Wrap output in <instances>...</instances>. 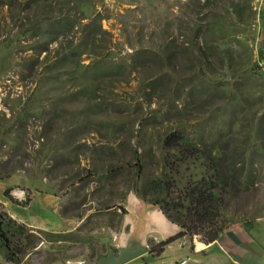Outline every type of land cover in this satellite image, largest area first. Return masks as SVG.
Instances as JSON below:
<instances>
[{
	"label": "rangeland",
	"instance_id": "374dc122",
	"mask_svg": "<svg viewBox=\"0 0 264 264\" xmlns=\"http://www.w3.org/2000/svg\"><path fill=\"white\" fill-rule=\"evenodd\" d=\"M31 1L14 0V7L9 8L5 0H0V62L3 64L0 126L10 122L4 118L3 109H11L9 118L22 128L17 132V128L12 127L11 134L7 127L0 128V173L9 176L12 185L28 188L37 179H50L58 174L69 179L74 174L76 178L68 186H79L83 191L85 185L92 187L94 181L101 184L112 173L107 155L99 159V154L94 151L100 153L102 145L107 144L111 148L109 151L119 149L118 155L125 157L126 165H122L117 177L111 179L108 188L102 191L107 195V202L102 200L97 205L103 209L116 204L130 189L144 187L150 176L160 177L165 173L170 176V181L177 182L185 181L186 176L197 178L203 174L199 170L203 161H196L191 169H188L187 162L180 164L175 156L164 163L165 150L160 137L180 130L201 150L209 149L212 156L215 151L231 174L230 192L225 196L226 226L257 212L264 215V198L259 196V192L264 191V128L260 124V119H264L262 69L254 53L253 60L242 54L246 53L244 48L247 46L248 50L249 47L256 49L255 42H252L256 29L254 18L242 26L237 20V31L243 29L248 36L245 40L247 46L237 40L216 39V51L204 58L199 55L205 48L202 46L204 38L226 31L227 25L224 27L218 16L233 11L228 9V0H214V3L207 0H71L59 12L61 1L55 0L56 15L58 18L69 15L70 26L56 40L47 42L44 32L50 25H34L35 9H39L43 0H35L32 9L26 8ZM174 1L177 4H173ZM22 19L26 23L20 25ZM197 19L200 20L196 25ZM209 24H213L212 30ZM27 28H30L29 37L23 33ZM66 41L70 47L63 52L81 51L75 57L81 63L89 64L97 55L105 57V65L110 71L94 79L100 96L96 101L101 103L102 112L109 107L119 118V124L124 125L127 145L119 147L117 137L111 143L103 138L106 123L100 122L98 116L81 115V107L72 101V89L66 75L53 82L47 74V67L54 79L56 74H63L54 66L59 59L54 50ZM191 46L192 51L187 49ZM44 48L52 51L48 57ZM142 50L151 53L147 65L137 64L136 70L131 71L132 64H135L134 53ZM175 52L179 53L173 57ZM228 53L237 59L236 70L227 63ZM195 61L199 64L196 66L206 72V81L197 80L198 87L206 84L202 91L193 90L189 85V70ZM161 77H165L168 85L162 94H156L148 103L142 98L144 94L140 88L149 78L145 88L149 92L154 83L164 84ZM177 89L182 97L170 103ZM32 95L34 100L29 99ZM8 99H22L23 104L28 103L22 108ZM33 105L32 117L18 123V116L27 106ZM156 108L157 114L154 112ZM177 109H189V112L177 116ZM217 111L222 114L220 118ZM55 115H61L56 123ZM157 115L155 126L147 125L144 118L151 120ZM50 121L53 123L48 127ZM221 126L225 131L218 130ZM12 139L19 141L20 145L12 143ZM213 143L217 147L212 152ZM135 150L142 155L141 165L134 161ZM102 151L107 152L106 146ZM68 172L72 174L66 175ZM100 175L102 179L98 180ZM78 179L85 183H78ZM127 179H131L129 182L134 187L125 186ZM246 179L257 180L251 187H245ZM235 186L238 187L236 190ZM176 188L181 191V184L174 185L173 199L179 198ZM88 194L89 199L94 198L93 192L84 193L85 196ZM83 206L86 210L87 205ZM84 210L69 211L67 219L79 218L82 228L86 227L84 230L87 231L89 223L85 220L82 224L83 218L80 219ZM45 217L48 223L58 225L54 216ZM101 222L105 223L104 220ZM108 244L117 250L111 239ZM43 259L45 261L46 256Z\"/></svg>",
	"mask_w": 264,
	"mask_h": 264
},
{
	"label": "crops",
	"instance_id": "0c3cea01",
	"mask_svg": "<svg viewBox=\"0 0 264 264\" xmlns=\"http://www.w3.org/2000/svg\"><path fill=\"white\" fill-rule=\"evenodd\" d=\"M227 6L233 11L218 16L227 28L222 32L216 30L217 38L231 42L237 40V43L247 46L245 40L248 36L243 29L241 33L237 31V20L242 26L254 18L256 29L252 42H255L256 49L245 47L244 56L253 60L254 53L256 62L264 64V0H228ZM261 73L264 85V70ZM259 103L257 101V106ZM260 120L264 128V119ZM73 179L58 174L50 179H37L33 186L25 188L0 178V212H7L19 224L26 225L29 234L40 241L34 253L25 256L21 264H96L106 254L109 239L116 246H124L131 239L147 248L145 255L127 264H264V215H258V212L233 221L217 240L206 243L199 238L181 237L182 230L178 224L169 221L163 212L143 203L132 193L126 201L123 197L117 200L115 207L102 209L97 203L107 202V195L101 190L107 180L99 183L98 187L85 185L84 191L94 194V198L89 199V194L85 196L79 186H68ZM77 182L85 183L81 179ZM253 182L246 179L245 187H251ZM237 188L235 186V190ZM259 196L264 198V191H260ZM121 203H126V215L120 208ZM83 204L87 205L86 210ZM82 208L84 215L80 219L83 218L82 224L85 220L89 223L87 231L84 230L86 227L82 228L79 218L67 219L69 211H82ZM45 215L54 216L58 225L48 223ZM171 238L173 241L167 244ZM163 244L164 247L157 251V247Z\"/></svg>",
	"mask_w": 264,
	"mask_h": 264
},
{
	"label": "trees",
	"instance_id": "16d2710c",
	"mask_svg": "<svg viewBox=\"0 0 264 264\" xmlns=\"http://www.w3.org/2000/svg\"><path fill=\"white\" fill-rule=\"evenodd\" d=\"M60 1L61 4L71 2V0ZM207 2L214 3V0H207ZM173 4H177V2L174 1ZM26 8L29 9L30 4L27 5ZM224 8L226 10V7ZM54 19L55 25H57L58 28L62 31L65 30L64 28L70 26L69 18L60 19L54 17ZM199 20L200 19H197L196 25L199 23ZM58 28H56L54 31L51 29L50 33H54L53 35H51L52 40L55 39V37L60 33ZM209 28L210 30H212L213 24H209ZM99 29H101V26L99 27ZM24 33H27V31H25ZM216 39L217 35H210L209 37L204 38V44H202V46H205V48L201 49V52H199L200 57L206 58L216 51L214 46ZM193 45L195 46V43H193ZM192 48L193 47L191 46L187 49L192 51ZM46 49L47 48H44V50ZM88 51H92L90 49V46ZM77 53L78 51L75 49L69 52L66 58L65 55H63L61 59L57 61V63L65 64L71 62V65L65 72H63V74H57L56 78L59 79V77L66 75L71 79V81L73 82L72 101L75 105L81 107V115L98 116L100 122L106 123V126L103 127L106 128V131L103 130V138H106L108 142L111 143L115 139V137H117L120 139L119 147L127 145V140L124 136V125L119 124V118L109 107H107L106 110L102 112L100 108L101 103L96 101L100 96L98 94L99 88L94 84V79L99 75H105L109 73L107 71L108 67L105 65V57H100L97 55L93 63H91L90 65H83L81 64V61L78 62L75 59ZM178 53L179 52H175L173 54V57L177 56ZM242 54L244 55V53ZM136 55L138 57H136ZM133 56V61L135 62V64H132L131 71L136 70L137 64L146 66L151 53L150 51L142 50L138 52L136 51ZM222 61H224V59ZM227 63L230 68L236 70L237 59L231 53H228ZM203 64L206 66L204 60ZM196 65L199 64L195 61L194 65L192 64L190 66L189 71L194 72L197 67ZM200 72H203V70L200 69ZM233 73L235 74L236 71H233ZM201 75L203 74L201 73ZM199 77L200 75H195L191 80V83L193 85H196L197 79ZM161 78L163 79L164 84H162L161 82L154 83L149 92L145 91V88H147L146 83L149 81V78L145 80V84L140 88V92L144 94V97L142 98H144L148 103L153 101L156 94H162L163 89L168 85V83L165 84V77ZM83 81L85 82L86 87L84 86ZM180 98L181 94L177 89L174 93V98H170V103L173 102V99L176 101ZM25 110L26 112L23 116L24 119H28L29 117H31L34 111L28 110L27 107L25 108ZM156 111L157 110H154V112ZM187 112L189 111H181L180 109H177L175 114L178 116L186 114ZM37 113H39V111ZM157 113L158 112H156V114ZM55 116L56 118L54 123H56V121L58 120L57 117H61V115ZM157 119L158 115L151 120L148 117L144 118V120L147 122V125L153 126H155V124L157 123ZM52 123L53 122L50 121V125L48 127H51ZM87 124L90 127L93 126L91 122H87ZM21 129L22 128H20L19 131H21ZM219 131L223 132L225 130L222 129L221 126ZM160 139L162 142V148L165 150L163 159L165 164L170 161V157L172 156H175L180 164L187 162V165H189L188 169H191L196 161H203V165L200 168L198 167L199 170L203 171V174L197 178L194 176H186L185 181L181 179L180 181L172 182L169 179L170 176L163 173L160 177L150 180L147 190V196L149 197L153 205L160 208L171 222L178 224L183 229V232L180 235L181 237L184 235H199L205 242L208 243L217 240L220 234L226 228V222L224 219L225 196L226 193H228L229 186L232 182L231 174L227 172L224 166V160L220 162V160L215 155V151L214 155L212 156L209 149L201 150V148L196 145L193 139L187 138L180 130H175L171 133L168 132V135L166 136L163 134ZM14 142L20 145L19 141L15 140ZM104 146H106L107 149L111 150L110 146L104 144L102 145L101 151L104 149ZM216 147L217 146L213 143L212 147H210L212 149V152L216 149ZM118 151L119 149H117V152L113 151L107 156L110 169L114 168L113 165H117L118 167H116L115 171L110 172L112 174H110V178L107 179L106 186L101 188L102 191H105L108 188V184L111 179L117 177L118 170L122 168L121 165H126L125 157L122 158V156H119ZM94 153H96L97 155L99 154V152L95 151ZM115 160L116 164H114ZM134 161H137L139 165H141V157L138 154L137 150H135L134 152ZM130 180L131 179L126 180L128 183H125V186L131 188L134 187V184L132 182H129ZM179 184H181L182 186L181 191L176 188L179 198L173 199L172 189L174 188V185L177 186ZM137 189L138 188L135 187L131 190L137 191ZM22 237H24L26 243H38L36 239H33L30 236L28 230L25 227L10 221L4 215H0V244L2 248L7 250L8 257L11 256L12 258H15L16 256L21 255V258H23L26 255V251L22 252V247L24 244V242L22 241ZM172 241L173 239L168 240L167 244L171 243ZM4 242L6 243V245L3 244ZM164 245L165 244H163L162 246ZM27 250L32 251L33 247L30 246L27 248Z\"/></svg>",
	"mask_w": 264,
	"mask_h": 264
},
{
	"label": "clouds",
	"instance_id": "9594fccd",
	"mask_svg": "<svg viewBox=\"0 0 264 264\" xmlns=\"http://www.w3.org/2000/svg\"><path fill=\"white\" fill-rule=\"evenodd\" d=\"M6 1V5L7 6H9V8L10 7H14V0H5ZM55 1V0H54ZM54 1L53 0H43V1H40V6H39V9H35V23H34V25H36V26H38V25H40V23H44V24H46V25H50V28L47 30V31H45L44 32V34L45 35H47V40H46V42L47 41H50V40H52L51 39V35H53L54 33H50V31H51V29L54 31L56 28H58V26L57 25H55V19H54V17H57L58 18V15H56V12H55V10H54V8H53V4H54ZM34 2H35V0H32L31 1V4H30V8L29 9H32V7H33V5H34ZM70 3V2H69ZM65 4H67V3H65ZM65 4H61L62 5V7H60L59 9H58V12L60 11V10H62L65 6ZM65 18H69V20H70V17H69V15H67ZM28 19L30 20V16L28 17ZM60 19H62V18H60ZM20 22L22 23V24H20V25H23L24 23H26V20H23L22 19V21L20 20ZM52 27V28H51ZM64 29H66V28H64ZM58 30H59V32L61 33L62 32V30L61 29H59L58 28ZM25 31H27V33H24ZM23 33L24 34H26V35H28V37H29V34H30V28H27L26 30H25ZM59 33V34H60ZM59 34L55 37V39H53V40H56L57 38H58V36H59ZM218 39V38H217ZM70 47V45H68V41H66V43H64V42H62L61 43V45H59L55 50H54V53H57V54H59V56H58V58L59 59H61V57L63 56V55H65V58L67 57V55H68V53L69 52H71V51H68V52H63V51H65V50H67L68 48ZM44 51V53H47L45 56L46 57H48V55H49V53H51L52 51H51V49H46V50H43ZM73 51V50H72ZM78 51V50H77ZM81 51H78V53L77 54H79ZM76 54V55H77ZM3 60L5 59V58H2ZM58 59V60H59ZM57 60V61H58ZM78 62L79 61H81V60H77ZM91 63H93V62H91ZM91 63H89V64H84V63H81V64H83V65H90ZM236 64V63H235ZM70 65H71V62L70 63H67V64H65V63H55L54 64V66H55V68H56V70H58V71H63V72H65L67 69H68V67H70ZM258 65L261 67V69H262V71L264 70V64L263 63H261V62H258ZM3 64H2V62H0V74H1V72H2V70H3ZM107 71L109 72L110 70H109V68L107 69ZM201 73L203 74V75H201ZM231 73H233V71H231ZM47 74L50 76V78H51V80L54 82V80H56L57 78H56V76H55V79H54V77L51 75V70H50V68H48L47 67ZM234 74V73H233ZM57 75V74H56ZM195 75H200V77L198 78V79H200L201 81H206L207 79H206V72H200V69L198 68V67H196V69H195V71L194 72H190V76H189V85L191 86V89H193V90H196V91H202V90H204L205 89V87H206V84L204 85V86H200V87H198L199 86V82L197 81L196 82V85H193L192 83H191V80L193 79V77L195 76ZM235 75V74H234ZM197 79V80H198ZM67 81L69 82V84L71 85V89L73 88V82L71 81V79L70 78H68L67 79ZM83 84H84V86L86 87V84H85V82L83 81ZM198 87V88H197ZM166 88V87H165ZM165 88L163 89V91L165 90ZM197 88V89H196ZM73 90V89H72ZM32 97H33V95H32ZM29 98L30 100H34V97L33 98ZM182 97V96H181ZM18 98H21V97H18ZM181 99V98H180ZM179 99V100H180ZM8 100H10V99H8ZM13 100H10V103L12 102ZM176 101H178V100H176ZM13 102H15L16 103V106H20V107H22V108H24L25 107V105L28 103V101L26 102V103H22V99H19V100H17V101H13ZM33 107H35V105H33V106H31V107H28L27 106V108H28V110H32V111H34L33 110ZM5 108V107H4ZM13 109V108H12ZM155 110H157V108L155 109ZM187 110H189V109H187ZM9 111H11V109H9ZM9 111H6L5 109H3V114H4V118L6 117L7 119H9V123L7 124V125H5V126H0V128H3V127H7V129L9 130V132H10V134H11V128L12 127H14L15 126V128H17V132H20L19 131V129L21 128V127H19L18 128V124L15 122V121H13V120H11V118H9L10 117V114L11 113H8ZM26 112V110H24V113ZM24 113L23 114H21L20 116H18V123H22L23 121H28L31 117H32V115H31V117H29L28 119H24ZM216 115H217V117H221L222 116V114H221V112H219V111H217L216 112ZM220 129V127H218V130ZM10 134H9V136H10ZM9 136H6V137H9ZM15 140L14 139H12L11 140V142L12 143H14V144H16L15 142H14ZM35 141H38V140H35ZM9 144H11V142L10 141H7ZM107 149V148H106ZM113 151H109V149H107V152L106 153H104L103 151H101L100 153H99V159L102 157V155H104V154H106L107 156L109 155V154H111ZM138 152V151H137ZM140 155V157L142 158V155L141 154H139ZM142 161V160H141ZM114 164H116V160L114 161ZM122 166V165H121ZM59 167H61V166H59ZM113 167L114 168H109L110 169V172H113V171H115V169H116V167H118L117 165H113ZM72 174V172H68L66 175H71ZM0 178H6V179H8L9 181H10V177L9 176H3L1 173H0ZM72 178H76V177H74V174H73V176H72ZM154 178H158V177H153V176H150L149 177V179H148V181H146V185L144 186V187H137L138 189H137V191H135V190H131L130 189V191L127 193V195H125V194H122V197H123V199H125V201L127 200V196L129 195V193H132V194H135L136 196H137V198H139L143 203H145V204H147V205H151V206H153L154 208H156V209H159L161 212H163L160 208H158V207H155V205H153V203L151 202V200L149 199V197L147 196L148 195V193H147V190H148V187H149V182H150V180L151 179H154ZM102 179V175H100V177H98V180H101ZM232 183V182H231ZM93 185H95L96 187H98L99 186V182L98 181H94V184ZM230 186H231V184H230ZM230 186H229V189H228V193L230 192ZM6 193L8 194L9 193V191L7 190L6 191ZM226 195H227V193H226ZM122 204V203H121ZM126 204V203H125ZM125 204H122L121 206H120V208H122L123 210H124V212H123V214L124 215H126L127 214V210H126V208H125ZM116 205L114 204V205H111V206H109L108 208H106V209H111L112 207H115ZM0 215H4L5 217H7V219H9L10 221H12V222H14V223H16V224H18V225H21V224H19L17 221H15L14 219H12L11 217H10V215L7 213V212H4V211H1L0 212ZM169 220V219H168ZM170 221V220H169ZM231 225V224H230ZM229 225V226H230ZM21 226H23V227H25L27 230H28V227L26 226V225H21ZM228 226H226V228H227ZM225 228V229H226ZM181 230H182V232H183V229L181 228ZM181 232V233H182ZM28 233H29V231H28ZM181 235V234H180ZM33 239H36L35 237H33L32 235H30ZM184 236H189L191 239H195V238H199V239H201V241H203V242H205L203 239H202V237L201 236H199V235H194V236H190V235H184ZM183 236V237H184ZM172 239V238H171ZM37 241H38V239H36ZM170 240V239H169ZM1 241V240H0ZM22 241L24 242V244H23V247H22V252H24V251H26V255L25 256H27L28 254H30V253H34V251H35V248L38 246V244L40 243V241H38V243L37 244H32V243H26V245H25V242H26V240L24 239V237H22ZM206 243H208V242H206ZM211 243V242H210ZM4 245H6V243L4 242L3 243ZM27 244H32L31 246L33 247V250L32 251H28L27 250V248L28 247H30V246H27ZM109 246V245H108ZM108 246H107V252H108ZM116 246V245H115ZM118 247H123L122 245H119V246H116V248H118ZM164 247V246H163ZM160 249H162V245H159L158 247H157V251H159ZM106 252V253H107ZM106 255V254H105ZM104 255V256H105ZM25 256L23 257V258H21V255L20 256H16L15 258H12L11 256L10 257H8L7 256V250L6 249H4V248H2L1 247V244H0V264H21V263H23L24 261H25ZM142 257V256H141ZM102 258V257H101ZM100 258V259H101ZM140 258V257H139ZM24 259V260H23ZM99 259V260H100ZM98 260V261H99ZM98 261H97V263H98ZM96 263V264H97ZM68 264H73V263H70V262H68ZM76 264H84L83 262H77Z\"/></svg>",
	"mask_w": 264,
	"mask_h": 264
},
{
	"label": "water",
	"instance_id": "95a60500",
	"mask_svg": "<svg viewBox=\"0 0 264 264\" xmlns=\"http://www.w3.org/2000/svg\"><path fill=\"white\" fill-rule=\"evenodd\" d=\"M147 253V248L136 241L128 239L123 247L111 248L97 264H127Z\"/></svg>",
	"mask_w": 264,
	"mask_h": 264
}]
</instances>
